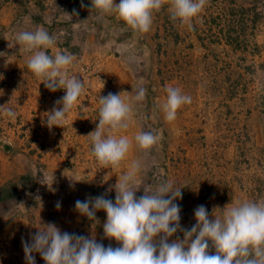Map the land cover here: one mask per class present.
<instances>
[{
    "label": "rangeland",
    "instance_id": "rangeland-1",
    "mask_svg": "<svg viewBox=\"0 0 264 264\" xmlns=\"http://www.w3.org/2000/svg\"><path fill=\"white\" fill-rule=\"evenodd\" d=\"M36 26L57 38L48 54H72L70 74L85 82L62 127H49L47 116L64 90L45 87L27 67L31 53L14 39ZM124 47L136 63L121 54ZM141 80L146 97L120 134L158 131L162 139L146 157L134 144L119 167H103L88 136L98 124L99 98L121 93L131 99ZM166 86L192 98L173 122L157 107ZM0 106L16 112L14 120L0 113V264H27L22 240L31 243L48 223L120 247L104 236L106 213L97 211L90 221L75 202L104 195L115 203L114 185L137 158L147 162L137 197L161 180L182 187L174 201L182 229L196 224L199 205L211 215L239 200L264 201V0H207L192 29L172 20L166 3L144 34L116 14L71 12L68 0H0ZM177 237L183 240V231L169 242ZM33 256L45 264L39 253Z\"/></svg>",
    "mask_w": 264,
    "mask_h": 264
},
{
    "label": "clouds",
    "instance_id": "clouds-1",
    "mask_svg": "<svg viewBox=\"0 0 264 264\" xmlns=\"http://www.w3.org/2000/svg\"><path fill=\"white\" fill-rule=\"evenodd\" d=\"M166 3L170 18L192 29L193 19L207 0H91V7L101 18L116 14L134 32L144 34L151 29L154 13ZM14 39L31 53L27 67L45 87L53 92L64 90L65 95L55 101L59 107H53L47 116L49 127H62L85 91V82L70 74L75 57L60 51L49 55L47 50L55 48L57 38L42 26L15 33ZM120 52L129 63L137 62L128 48ZM146 92L141 80L131 99L122 98L121 93L100 96L98 124L88 134L99 165L119 167L134 144L145 157L159 145L162 137L158 131H139L134 138L120 134L129 128L135 105L144 101ZM165 92L166 98L157 107L167 122H173L178 109L190 104L192 98L179 87L166 86ZM0 113L16 118L12 108L0 106ZM146 168L143 158L131 162L114 185L115 203L104 195L75 202V210L90 221H96V212L103 210L107 216L104 236L120 247H105L94 236L61 232L54 223H48L31 235V243L22 240L27 264H35L33 253H39L45 264H264V201L239 200L219 208V213L213 209L211 215L199 205L194 211L196 224L190 230L182 229L181 208L174 202L182 198V187L161 180L155 186H144L143 195H135L141 189L139 176ZM56 207L61 204L57 202ZM178 231H183V240L177 237L169 242Z\"/></svg>",
    "mask_w": 264,
    "mask_h": 264
},
{
    "label": "trees",
    "instance_id": "trees-1",
    "mask_svg": "<svg viewBox=\"0 0 264 264\" xmlns=\"http://www.w3.org/2000/svg\"><path fill=\"white\" fill-rule=\"evenodd\" d=\"M68 1L70 3L71 12H73V10H75V12H79L82 9H85V8H92L91 7V0H68ZM81 3L84 4V7H81ZM92 9H95V8L93 7ZM1 193L3 195L8 193L7 190H6V187L2 188ZM1 198L2 197H0V201H1Z\"/></svg>",
    "mask_w": 264,
    "mask_h": 264
},
{
    "label": "water",
    "instance_id": "water-1",
    "mask_svg": "<svg viewBox=\"0 0 264 264\" xmlns=\"http://www.w3.org/2000/svg\"><path fill=\"white\" fill-rule=\"evenodd\" d=\"M4 148H5V149H8V148H9V146H8V145H5V146H4Z\"/></svg>",
    "mask_w": 264,
    "mask_h": 264
}]
</instances>
